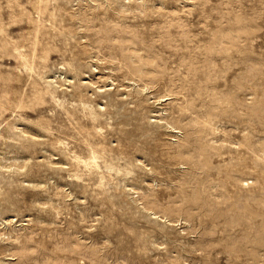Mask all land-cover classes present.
<instances>
[{"label": "rangeland", "instance_id": "obj_1", "mask_svg": "<svg viewBox=\"0 0 264 264\" xmlns=\"http://www.w3.org/2000/svg\"><path fill=\"white\" fill-rule=\"evenodd\" d=\"M0 264H264V0H0Z\"/></svg>", "mask_w": 264, "mask_h": 264}, {"label": "bare ground", "instance_id": "obj_2", "mask_svg": "<svg viewBox=\"0 0 264 264\" xmlns=\"http://www.w3.org/2000/svg\"><path fill=\"white\" fill-rule=\"evenodd\" d=\"M167 126V125H166ZM81 143V142H80ZM87 147V146H86ZM100 149V148H99ZM98 151V150H97ZM87 152V151H86ZM95 155V154H94ZM104 156V155H103ZM106 162V161H105ZM92 168V167H91ZM110 168V167H109Z\"/></svg>", "mask_w": 264, "mask_h": 264}]
</instances>
